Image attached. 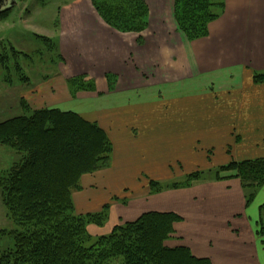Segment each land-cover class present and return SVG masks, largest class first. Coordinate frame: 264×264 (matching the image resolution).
Returning <instances> with one entry per match:
<instances>
[{
    "label": "crops",
    "instance_id": "0c3cea01",
    "mask_svg": "<svg viewBox=\"0 0 264 264\" xmlns=\"http://www.w3.org/2000/svg\"><path fill=\"white\" fill-rule=\"evenodd\" d=\"M146 2L149 28L140 35L109 27L90 0L62 8L67 73L52 95L60 104L31 108L75 112L99 124L114 149L110 168L83 176L76 213L109 205L106 224L89 226L98 235L145 213H174L181 221L167 247L189 248L212 264H264V184L245 189L216 175L154 195L150 186L264 159V82L254 81L264 73V0H226L208 37L193 42L179 31L175 0ZM74 76H87L96 91L73 96L66 77Z\"/></svg>",
    "mask_w": 264,
    "mask_h": 264
},
{
    "label": "trees",
    "instance_id": "16d2710c",
    "mask_svg": "<svg viewBox=\"0 0 264 264\" xmlns=\"http://www.w3.org/2000/svg\"><path fill=\"white\" fill-rule=\"evenodd\" d=\"M91 2L105 24L120 33L142 34L148 29L145 0ZM225 11L226 0H175V20L190 42L208 37L209 25ZM9 12L0 13V19ZM12 51L21 59L32 58L13 46ZM1 62L7 68L2 58ZM107 79L113 89L115 78ZM22 80L30 82L25 76ZM254 81L263 83L264 73H255ZM67 84L73 96L96 91L95 83L86 77ZM25 107L22 116L0 123V146L20 157L10 169L0 172L3 202L15 226L0 229V244L7 238L13 241V247L0 251V264H212L209 259L196 258L189 248L166 246L174 235V225L181 221L174 213H145L108 235L91 236L88 227H103L110 206L100 213L78 215L73 194L82 189L83 176L111 167L114 149L109 135L75 112L35 110L27 103ZM202 175L195 173L170 186L151 181V194L190 188ZM216 175L219 180L240 179L245 189L254 190L264 184V159L233 162L220 167Z\"/></svg>",
    "mask_w": 264,
    "mask_h": 264
},
{
    "label": "rangeland",
    "instance_id": "374dc122",
    "mask_svg": "<svg viewBox=\"0 0 264 264\" xmlns=\"http://www.w3.org/2000/svg\"><path fill=\"white\" fill-rule=\"evenodd\" d=\"M75 1L17 0V5L9 14L0 19V123L26 113L25 103L33 108L41 107L43 104H60V100L52 98V95H56L54 89L57 90L59 83L64 85L65 82L62 77L67 73L60 42L61 13L62 8ZM173 10L175 14V3ZM181 35L185 36L183 33ZM39 37L47 38L48 42H44ZM12 46L18 52L26 53L32 58H19L12 51ZM1 58L7 64V68L2 64ZM24 76L29 78L30 82L22 80ZM77 77L87 76L66 77L67 83ZM16 155L14 150L0 146V172L7 170L5 169L7 167L3 166L4 164L12 163L13 165L20 159L19 155ZM8 168L10 169V166ZM203 173L202 178L204 179L216 177V171ZM181 182L163 180L159 183L163 186H170ZM116 200H119V197ZM1 202L0 199V220H3L2 208H6V206L4 202L2 204ZM6 224L3 226H6L7 230L15 227L9 220ZM88 232L93 237L103 236L98 235L97 231H90L89 227ZM10 247H13V241L7 238L1 242L0 251Z\"/></svg>",
    "mask_w": 264,
    "mask_h": 264
},
{
    "label": "water",
    "instance_id": "95a60500",
    "mask_svg": "<svg viewBox=\"0 0 264 264\" xmlns=\"http://www.w3.org/2000/svg\"><path fill=\"white\" fill-rule=\"evenodd\" d=\"M17 5V0H0V13L11 11Z\"/></svg>",
    "mask_w": 264,
    "mask_h": 264
}]
</instances>
